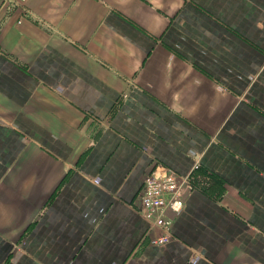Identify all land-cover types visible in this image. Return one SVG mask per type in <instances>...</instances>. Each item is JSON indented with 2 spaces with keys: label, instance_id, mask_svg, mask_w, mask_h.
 <instances>
[{
  "label": "crops",
  "instance_id": "obj_1",
  "mask_svg": "<svg viewBox=\"0 0 264 264\" xmlns=\"http://www.w3.org/2000/svg\"><path fill=\"white\" fill-rule=\"evenodd\" d=\"M0 264H264V0H0Z\"/></svg>",
  "mask_w": 264,
  "mask_h": 264
},
{
  "label": "built area",
  "instance_id": "obj_2",
  "mask_svg": "<svg viewBox=\"0 0 264 264\" xmlns=\"http://www.w3.org/2000/svg\"><path fill=\"white\" fill-rule=\"evenodd\" d=\"M98 181V178L94 179ZM186 178L166 166H162L159 172L146 174L141 183L139 205L136 211L150 226L160 230V233L150 242L156 245H164L173 238L170 231L171 222L165 218L164 211L171 208L179 212L183 207V194L187 190Z\"/></svg>",
  "mask_w": 264,
  "mask_h": 264
}]
</instances>
